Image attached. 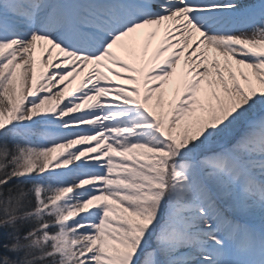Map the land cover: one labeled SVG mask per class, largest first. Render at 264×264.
Segmentation results:
<instances>
[{"label": "snow or ice", "instance_id": "6c2138e0", "mask_svg": "<svg viewBox=\"0 0 264 264\" xmlns=\"http://www.w3.org/2000/svg\"><path fill=\"white\" fill-rule=\"evenodd\" d=\"M0 264H264V0H0Z\"/></svg>", "mask_w": 264, "mask_h": 264}, {"label": "rangeland", "instance_id": "374dc122", "mask_svg": "<svg viewBox=\"0 0 264 264\" xmlns=\"http://www.w3.org/2000/svg\"><path fill=\"white\" fill-rule=\"evenodd\" d=\"M88 70L89 69H85L79 76H77L75 80H73L72 83L68 85V88L74 89L75 87H77L80 84L81 80L84 78V76H86ZM113 79H115V77Z\"/></svg>", "mask_w": 264, "mask_h": 264}, {"label": "bare ground", "instance_id": "6f19581e", "mask_svg": "<svg viewBox=\"0 0 264 264\" xmlns=\"http://www.w3.org/2000/svg\"><path fill=\"white\" fill-rule=\"evenodd\" d=\"M155 43H156V42L154 41L153 46H155Z\"/></svg>", "mask_w": 264, "mask_h": 264}]
</instances>
